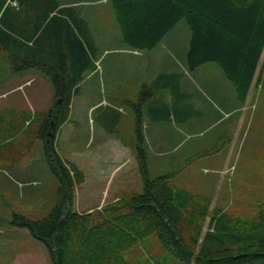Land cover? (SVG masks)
Listing matches in <instances>:
<instances>
[{
  "label": "trees",
  "instance_id": "trees-1",
  "mask_svg": "<svg viewBox=\"0 0 264 264\" xmlns=\"http://www.w3.org/2000/svg\"><path fill=\"white\" fill-rule=\"evenodd\" d=\"M111 5L132 48L153 50L184 20L191 31V71L217 63L242 102L260 66L256 82H264V0H111ZM84 22L55 0H0V54L14 72L43 69L52 79L57 102L46 120V139L68 121L72 97L80 91L72 88L89 64ZM151 97L144 88L139 103L130 104L139 119L142 193L125 194L104 210L75 211L76 189L85 174L61 159L51 140L46 155L59 181L57 203L42 220L15 216L11 224L46 244L52 264H130L125 253L153 234L181 264H264L263 214L241 219L212 210L206 196L171 186L173 175L150 179L140 116L142 103Z\"/></svg>",
  "mask_w": 264,
  "mask_h": 264
},
{
  "label": "rangeland",
  "instance_id": "rangeland-1",
  "mask_svg": "<svg viewBox=\"0 0 264 264\" xmlns=\"http://www.w3.org/2000/svg\"><path fill=\"white\" fill-rule=\"evenodd\" d=\"M112 10L111 6L112 20L119 31ZM186 34L187 40L191 41V31L183 20L158 45V50H161L163 44L166 49L172 50V42L184 43ZM1 59L0 89L7 79L3 70H11L7 60ZM165 60L168 63L166 67H170L172 73L181 74L184 67V71L190 74L191 79L184 76V82H193L194 92L189 93L199 100V106L193 109L194 112H203L205 107L211 111H208L210 115L228 111L214 93L206 89L198 75L192 73L188 64L184 65L176 56ZM212 64L224 74L217 63ZM260 69L261 66L247 102L244 104L238 97L239 110L229 120L219 118L218 123L216 119L214 122L199 123L194 119L184 125L177 118L175 110L174 121L168 122L166 119L161 124L163 132L155 139L147 135V119L146 122L144 120L142 133L145 137L144 149L150 179L173 175L171 186L210 198L212 210L216 207L241 219L264 215V82L262 85L256 82ZM223 76L228 80L225 74ZM45 91V104L39 111H45L47 120L57 102L51 77H47ZM160 91H155L156 102L165 100ZM103 92L99 90L97 96L103 95ZM1 103L0 264H17V255L23 250L22 247L24 254L27 250L30 253V260L28 262L24 259L21 264H52L46 244L34 239L31 234L28 237L26 229L16 232L11 224L15 216L33 221L42 220L57 203L59 181L50 166L43 140L34 132L38 120L41 123L44 116L36 118L27 129L23 126L24 118L16 112H1ZM96 103L95 100H77L70 109L71 121L59 128L52 139L45 140V147L52 140L61 159L76 164L88 178L86 185L82 184L76 189L74 207L79 213L90 211V206L100 202L102 189L109 179L113 185L106 194L109 196L107 205L117 202V199L113 201L117 195H120V199L125 194L143 191L137 161V110L133 106L115 102L90 107V104ZM241 106H244L243 110ZM20 108L32 111L26 99L22 100ZM237 119L238 122L234 123ZM115 145L126 149L124 153L129 156H125L124 161L117 155L118 147ZM118 165L119 169L111 172ZM107 205L100 210H104ZM125 258L130 264H181L166 252L154 234L127 251Z\"/></svg>",
  "mask_w": 264,
  "mask_h": 264
},
{
  "label": "crops",
  "instance_id": "crops-1",
  "mask_svg": "<svg viewBox=\"0 0 264 264\" xmlns=\"http://www.w3.org/2000/svg\"><path fill=\"white\" fill-rule=\"evenodd\" d=\"M55 1L59 4V8H69L72 16L81 21H85L84 24L86 25L87 37L91 48L90 50L87 49L89 64L82 73V79L76 87L72 88V91L76 89L80 91L76 93V95H73L71 106H75L77 100L83 102L97 101L96 104H90L91 108L99 107L103 104H114V102L119 105L131 106V103H139V97L144 88L150 89L152 91V97L145 103H142L140 119L142 132V124L144 120L146 122L147 119L145 131L149 138L152 137L153 139L158 138L160 132H163L161 124H163L166 119L168 122L174 121L175 110L177 118H179L180 122L184 125L190 124L194 119L199 123L214 122L216 119V123H218L220 122L219 118L224 121L229 120L239 110L237 105L238 95L233 84L224 78V74H222L219 68H216L212 63H207L192 71V73L198 75V78L205 84L206 89L214 93L217 100L228 111L223 110L221 113L211 115L208 114V111H211L206 107L203 112L193 111V109L199 106V100L195 95L192 96L189 93L190 91L194 92L193 82L188 80L184 82V76L189 80L191 79L190 74L184 71V67L181 74L177 72L172 73L170 67H166L168 63L165 60V58L170 59V57L176 56L182 60L184 65H187V54L190 48V41L187 40L188 35H185L184 43L182 41L180 43L173 41L171 44L172 50L166 49V45L164 44L160 48L161 50H158V45L163 43L176 27L172 29L153 50H137L129 46L123 40L120 29L118 31L116 26H114V20H112L111 16L112 12H110L112 5L109 6L111 0ZM11 7H14V5L11 4ZM59 12L60 11L57 9L54 14ZM1 57L6 60V58L0 54L1 61ZM3 71L7 79L2 83L0 89V102H2L1 112L5 110L16 112L24 118L23 126L27 129L32 126L36 118L39 119L40 115H43L44 118H42V122L40 123L38 120V125L34 129V132L38 138L43 140L45 149V111L39 110L45 104L47 77L51 76L45 70L37 68L14 72L11 67V70L5 68ZM99 90L104 91L103 95L97 96ZM156 90H161L160 92L165 97L164 101L156 102ZM23 99H26L28 106L30 105L32 107V111L20 108ZM247 100L248 98L244 104ZM174 102H176L175 105ZM88 105L89 103L86 104V106ZM241 109L243 110L244 106H241ZM149 114L151 118H153L152 120L149 118ZM1 115L2 114H0V116ZM70 119L71 112L68 121L60 128L69 123L71 121ZM237 122L238 119L234 123ZM115 146L118 147L117 145ZM118 148L117 155L123 158L124 161V157L128 155L124 153L126 149L121 146ZM132 158L134 159V157ZM114 168L115 169L111 172L119 169V165ZM87 179L85 175V182L83 185H86L88 182ZM111 184L109 179L102 189V198L100 202L94 206H90V211L86 213L92 212L93 209L100 210L107 205L109 202H107V198L109 196L107 197L106 194L109 192ZM119 196L120 195L113 197V201H115V199L119 201ZM12 228H14L16 232L24 231V228L15 226ZM26 230L28 231L26 234L30 237L31 233L28 229ZM22 249L21 253L17 255V264H21L24 259L28 262L30 260V253H28V250L27 253L24 254V247H22ZM44 249L45 248H43V254Z\"/></svg>",
  "mask_w": 264,
  "mask_h": 264
},
{
  "label": "water",
  "instance_id": "water-1",
  "mask_svg": "<svg viewBox=\"0 0 264 264\" xmlns=\"http://www.w3.org/2000/svg\"><path fill=\"white\" fill-rule=\"evenodd\" d=\"M49 135H51V134H49Z\"/></svg>",
  "mask_w": 264,
  "mask_h": 264
}]
</instances>
